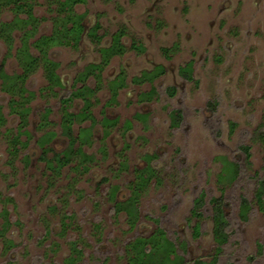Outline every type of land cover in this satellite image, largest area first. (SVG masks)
<instances>
[{"label": "rangeland", "instance_id": "374dc122", "mask_svg": "<svg viewBox=\"0 0 264 264\" xmlns=\"http://www.w3.org/2000/svg\"><path fill=\"white\" fill-rule=\"evenodd\" d=\"M38 1L34 11L46 19L40 20L36 33L50 28L48 11L40 2L43 0ZM76 9L87 11V25L100 21L99 32L105 31L103 44L123 24L125 44L135 37L145 51L128 48L122 55L112 56L101 72L97 100L91 105L97 122L91 141L82 146L93 155L85 169L73 168L74 160L56 169L39 158L36 124L43 106L49 105L50 127L57 132L51 145L55 150L66 145L67 138L60 133L59 96L70 89L85 63L99 58L95 44L84 36L75 49L53 46L49 50L59 62L56 70L63 83L54 86L57 93L39 92L47 82L41 66L27 76L25 85L35 92L27 103L26 127L31 135L26 139L20 134L26 142L14 156L7 142L10 130H4L14 132L18 116L9 112L12 93L1 86L0 78L4 117L0 126V227L4 226L0 264L62 263L73 243L80 249L76 264H127V243L136 235H148L157 225L175 241L185 259L182 264H190L195 257L209 261L216 243L208 199L220 193L226 201L229 235L214 264L228 260L264 264V204L255 196L257 181L264 176V142L252 139L255 131L264 128V0H86ZM12 16L7 7L0 9V21ZM13 34L10 48L0 37V61L4 58L9 73L22 70L15 50L21 30L15 29ZM188 59H193L191 79L178 72V66ZM156 63L164 65L163 73L151 80H131ZM121 67L126 85L105 105L109 97L106 80ZM86 81L92 86L95 83L93 76ZM151 84L156 92L138 95ZM169 85L175 86L173 94L165 90ZM80 104L76 97L70 109L77 110ZM172 108L182 113L176 126L170 124ZM135 112L145 116L136 119ZM102 113L118 117L103 139L98 122ZM126 118L131 124L123 131ZM87 123L88 118L75 121L74 130ZM241 144L250 145L247 161ZM145 153L153 155L149 163L155 172L139 190L137 219L130 226L125 211H114L110 191L116 185L118 199L130 193L131 183L138 180L137 170L146 165ZM224 159L239 163L235 178L223 176ZM231 168L229 164L227 170ZM201 192L204 204L197 217L191 208ZM242 194L250 201L245 218L240 215ZM7 239L13 244L8 245Z\"/></svg>", "mask_w": 264, "mask_h": 264}, {"label": "trees", "instance_id": "16d2710c", "mask_svg": "<svg viewBox=\"0 0 264 264\" xmlns=\"http://www.w3.org/2000/svg\"><path fill=\"white\" fill-rule=\"evenodd\" d=\"M57 2V10L62 12L63 15L56 19L54 18V27L50 33L39 34L34 36L36 32L37 18L30 11V4L27 0H0L2 4L13 3L14 17L10 20L0 21V37L6 43L8 48L12 47L14 36L13 31L15 29H20V43L16 47V57L19 64L22 67L20 72L8 73L4 69V58L0 61V78L1 86L9 91L11 94L8 100V108L10 113H15L18 116V122L16 125V130L11 132L10 128H5L4 131H9L10 134L7 137L8 147L10 154L13 156L16 154L21 143L25 144V140L30 137V131L27 129L26 125L28 122V112L30 106L27 104L28 100L35 93L34 90H29L24 85L27 76L33 72L38 66L42 67L44 77L46 79V84L40 87L39 92L42 94H54L57 93L54 86H61V79L56 71L58 62L50 58L47 54L48 48L54 44H66L71 39L76 40L81 31L82 25L80 20L83 16L82 13H76L73 10V4L78 1L83 0H55ZM24 11L26 13L25 17L18 15L19 12ZM70 21V25L66 26V22ZM25 25H29L28 27ZM59 25H61L59 27ZM92 34L95 35L94 29H92ZM32 38V39H30ZM31 47L37 51L35 54ZM123 45L119 43L118 34L113 38V42L108 47H101V61L98 63H89L83 72L79 73L78 79L84 78V75L88 72H92L96 79V84L94 87L89 86L86 83H82L81 86H76L72 88L67 94L63 95L59 99L60 104V117L59 125L60 132L67 138L66 145L61 150H55L50 144L51 140L56 135V130L50 127L52 120L49 117L51 112V107L49 105L44 106L40 112V119L37 124V129L41 132L36 139V144L40 148L39 158L44 159L48 166L53 168H60L71 161H75L73 168H87L85 165L86 161L91 160L92 153L86 152L82 145L84 143L91 141V129L95 122V118L91 112V105L93 102L90 97L96 92L99 85V73L103 66L108 62L109 56L113 53H120L122 51ZM139 48H143L139 45ZM161 67H158L160 70ZM97 69V71H95ZM90 70V71H89ZM180 74L185 79H191L192 67L191 62H187L184 66L179 67ZM154 72H144L143 76L150 74L152 76ZM155 74V73H154ZM136 77V80H138ZM120 82L118 85L123 83V77L120 76ZM117 81H111L109 87L111 90V95L109 100L115 98L116 95V85ZM175 87L170 85L166 88L169 94H173ZM155 92V87L151 86L149 91L144 92L151 94ZM15 95H17L15 97ZM75 97H80L82 103L80 104L77 111L71 110L70 106ZM211 107H214L213 101H208ZM145 113L136 112V117H143ZM170 124L176 126L179 124L182 113L179 108H172L169 110ZM89 119V125L80 126L77 132L74 131L73 122L77 120ZM4 117L0 111V126L3 123ZM101 122L104 126V135L108 133L107 126L115 122V119H110L103 116ZM234 122H231L233 125ZM25 134L26 139L21 140L19 138L20 134ZM1 134V129H0ZM253 140L264 142V128L255 131L252 135ZM20 144V145H17ZM249 144H241L240 148L244 151L245 159L248 160L250 155ZM51 154L49 155V152ZM150 155H147L146 165L137 170V181L131 183L130 193L121 199H115V194L117 191V186L113 185L110 191V198L113 199L114 211H125L127 214V220L130 226H133L137 219L138 207H137V197L139 190L144 186L145 182L149 179L151 175L154 174L155 170L153 166L149 163ZM231 164V170H227L228 165ZM224 172L223 176H228L229 178H235L239 172V163L234 160L224 159V166L221 169ZM256 200L260 205L264 204V176L259 178L257 181V187L255 191ZM211 208V217L213 222L212 233L213 239L216 243V252L212 255L209 261H205L200 257H195L190 264H214L217 261V252L220 250L221 246L228 240V218L225 212V197L223 193L217 196H211L208 199ZM204 204V194L199 193L193 201V206L191 208V213L197 217L201 215L202 206ZM240 205V215L246 217L245 211L249 208L250 201L245 195L239 196ZM6 213V210H3ZM5 221L7 219L5 218ZM157 221V219H155ZM8 222V221H7ZM200 222L197 221L194 224V234L199 233ZM4 231V226L0 227V235ZM6 243L8 245L13 244L11 239H7ZM183 244V242H182ZM126 250L128 251V261L127 264H182L185 259L177 251L176 243L173 239L165 234V230L157 225L156 228L150 232L148 235H136L131 241L126 245ZM80 249L76 244H72L69 255L64 257L62 263L50 262L48 264H76V258L79 256ZM224 264H233L232 261H226Z\"/></svg>", "mask_w": 264, "mask_h": 264}, {"label": "flooded vegetation", "instance_id": "af4514ba", "mask_svg": "<svg viewBox=\"0 0 264 264\" xmlns=\"http://www.w3.org/2000/svg\"><path fill=\"white\" fill-rule=\"evenodd\" d=\"M29 3H31L30 4V11H31V13L37 18V24H36V31L39 29V22H40V20L41 19H46L45 17H46V15H44V14H41V15H38V14H36L35 13V11H34V5L36 4V3H39V1L38 0H27ZM86 0H83V1H78V2H75L74 4H73V10L76 12V13H82L83 14V16H82V18H81V20H80V23H81V25H82V28H81V31L79 32V36H78V38L76 39V40H73V39H71L68 43H66V44H54V45H52V46H50L49 48H48V52H47V54H48V56L50 57V58H52L50 55H49V50L53 47V46H69V47H71V48H77L78 46H79V44H80V42L82 41V39H83V37L85 36L88 40H89V42H91V43H93V44H95V46L97 47V51H98V54H99V58L97 59V60H95V61H89V62H87V63H85L84 64V66H83V68L80 70V71H78L77 73H76V75L74 76V78H73V80H72V85H71V87H70V89L66 92V93H64L63 95H65V94H67L72 88H74V87H76V86H81L82 85V83H86V84H88L89 86H92V85H90L86 80H87V78L89 77V76H93V78L95 79V76H94V74L92 73V72H88V74H86V75H84V78H82V79H78L77 77L79 76V73H81V72H83L84 71V69H85V67L89 64V63H98V62H100L101 61V52H100V48L101 47H108V46H110L111 44H112V42H113V38H114V36L116 35V34H118V39H119V43H121L122 45H123V48H122V51L120 52V53H118V52H116V53H113V54H111L110 56H109V59H108V62L103 66V68L100 70V73H99V82H100V77H101V72L103 71V69L109 64V62H110V59H111V57L112 56H115V55H122V53H124L125 52V50L126 49H132V50H134V51H136V52H142V51H145V45L142 43V41L141 40H138L137 38H133V37H131V41H130V44L127 46L126 44H125V42H124V40H123V37H125L126 35H127V31H126V27H125V25H119L115 30H113L111 33H110V38H109V40H108V43L107 44H103L102 43V39H103V36H104V33H105V31L103 30V31H100L99 32V30L101 29V23H100V21L98 20V19H96V20H94V22L93 23H91V24H89V25H87L86 24V18H87V11L84 9V10H77L76 9V7H77V5H80V4H82V3H84ZM41 3L43 2L44 3V6H45V8H46V11H48V18L50 19V28H49V30L48 31H43V32H38V33H36L35 32V35L34 36H38L39 34H47V33H50L51 32V30L53 29V27H54V18H58L59 16L61 17L62 15H63V13L62 12H59L56 8H57V2L55 1V0H43V1H40ZM13 6H14V4L13 3H9V4H2V3H0V9L1 8H3V7H7L8 9H10V10H12L13 11V16L11 17V19L14 17V10H13ZM21 14H24V15H21ZM18 15H20V16H22V17H25L26 16V13L24 12V11H21V12H19L18 13ZM60 17H59V20H60ZM56 18V19H57ZM10 20V19H9ZM70 25V21H67L66 22V26H69ZM29 26V25H28ZM61 25H59V27H60ZM92 29H94V33H95V35H93L92 34ZM13 36H14V34H13ZM30 39H32V38H30ZM139 45H142V49L141 48H139ZM166 49H168V48H166ZM35 51V50H34ZM35 54L37 53V51H35L34 52ZM52 59H54V58H52ZM55 61H57L56 59H54ZM58 62V61H57ZM187 62H191V67H192V71H193V59H188L185 63H183V64H181V65H179L178 66V72H179V67L180 66H184L185 64H187ZM58 65H59V62H58ZM57 65V66H58ZM158 67H161L160 68V70L158 69ZM37 69V68H36ZM35 69V70H36ZM56 69H57V67H56ZM164 69H165V67H164V65L162 64V63H156V64H154L150 69H143V70H141V72H140V74L139 75H134L133 77H132V81L133 82H136V81H138V80H140L141 78H148L149 80H151V79H153V77L154 76H157V75H160L161 73H163L164 72ZM34 70V71H35ZM57 71V70H56ZM90 71V70H89ZM95 71H97V69L95 70ZM144 72H154L153 74H152V76L150 75V74H148V75H146V76H143V73ZM9 73V72H8ZM58 73V72H57ZM179 74H180V72H179ZM58 75H59V73H58ZM181 75V74H180ZM193 75V74H192ZM120 76H122L123 77V83L122 84H120V85H118L119 84V82H120V80H119V78H120ZM182 76V75H181ZM59 77H60V75H59ZM136 77H139V78H137L138 80H136ZM183 77V76H182ZM184 78V77H183ZM60 79H61V77H60ZM80 80V81H79ZM111 81H117L116 83V85H118L117 87H116V95L118 94V92H119V90L122 88V87H124V85H126V75H125V72H124V69L121 67L120 69H118V71L114 74V76L113 77H111V78H109V79H107L106 80V86H107V88H108V93H109V97H108V99L106 100V102H105V105L107 104V103H110V101L111 100H109V98H110V95H111V90H110V87H109V83L111 82ZM61 82H62V80H61ZM80 83V84H77V83ZM98 82V83H99ZM63 84V83H62ZM95 84H96V79H95V83H94V85L92 86V87H94L95 86ZM24 85H25V83H24ZM26 86V85H25ZM151 86H154L153 84H151ZM151 86H150V88H151ZM170 86V85H169ZM174 86V85H173ZM58 87H62V85L61 86H58ZM155 87V86H154ZM175 87V86H174ZM27 88V87H26ZM99 88V87H98ZM167 88V87H166ZM27 89H29V88H27ZM29 90H33V89H29ZM98 89H96V91H97ZM166 90V89H165ZM175 90V89H174ZM149 91V90H148ZM145 92H147V91H145ZM155 92H156V87H155ZM143 94H147V93H144V92H139V94L138 95H143ZM63 95H61V96H63ZM116 95H115V97H116ZM61 96H59V99H60V97ZM76 98V97H75ZM77 98H80V97H77ZM90 99H91V101L92 102H94L95 100H97V96H95V93L94 94H92L91 95V97H90ZM115 99V98H114ZM74 100V99H73ZM80 100H81V103H82V99L80 98ZM113 100V99H112ZM72 104V103H71ZM30 106V105H29ZM46 106V105H45ZM80 106V105H79ZM43 108H44V106H43ZM42 108V109H43ZM79 108V107H78ZM77 108V109H78ZM41 109V110H42ZM74 111H77V110H74ZM41 112V111H40ZM39 112V113H40ZM91 112H92V107H91ZM139 113H144V112H139ZM92 114H93V112H92ZM135 114H136V112L134 113V115H133V117L134 118H136V119H140V118H142V117H136L135 116ZM93 116H94V118H95V115L93 114ZM103 116H106V117H108V118H110V119H115V122H113L112 124H110L109 126H107V129H108V133L106 134V135H104V126H103V124H102V122H101V119H102V117ZM145 116V115H144ZM39 119H40V115H39ZM117 121H118V117L117 116H114V117H112V116H109V115H107L106 113H102L101 114V117H100V119H98V122H100V124H101V128H102V133H101V139H103V138H105L108 134H109V132H110V127L111 126H113V125H115L116 123H117ZM38 122H39V120H38ZM97 122V119L95 118V122H94V124ZM74 123V122H73ZM38 124V123H37ZM37 124H36V128H37ZM90 124V120H89V123H87V124H84V125H89ZM94 124H93V126H94ZM130 124H131V119L130 118H126L125 119V121L122 123V127H123V131H125V129H127L129 126H130ZM80 126H83V125H80ZM79 126V127H80ZM93 126H92V129H91V132H92V134H91V139H92V135H93ZM78 127V128H79ZM74 128V127H73ZM28 129V128H27ZM29 130V129H28ZM38 130H40V129H38ZM78 130V129H77ZM30 131V130H29ZM75 131V130H74ZM40 132H41V130H40ZM75 132H77V131H75ZM61 133V132H60ZM40 134V133H39ZM38 134V135H39ZM56 134H57V132H56ZM56 136V135H55ZM38 137V136H37ZM37 137H36V139H37ZM53 140V139H52ZM51 140V141H52ZM36 141V140H35ZM50 144H51V142H50ZM83 146V145H82ZM147 155H150V158H149V160L148 161H150V159H151V157L153 156L151 153H145L144 154V156H145V158L147 157ZM146 163H147V159H146ZM117 192V191H116ZM115 199H118L117 197H116V194H115Z\"/></svg>", "mask_w": 264, "mask_h": 264}]
</instances>
